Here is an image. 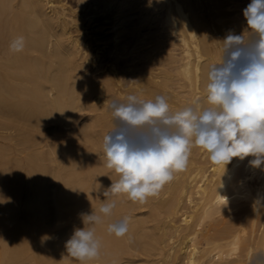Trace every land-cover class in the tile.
<instances>
[{
  "label": "bare ground",
  "instance_id": "1",
  "mask_svg": "<svg viewBox=\"0 0 264 264\" xmlns=\"http://www.w3.org/2000/svg\"><path fill=\"white\" fill-rule=\"evenodd\" d=\"M56 1L0 0V264H81L68 255L65 242L76 228L84 227L81 214L98 212L105 199L103 192L118 180L106 166L103 140L107 133L102 131L100 115L94 112L78 121L81 112L90 110V92L98 86L80 60L79 39L64 29L70 23L66 19L69 12ZM95 1L83 16L95 23L103 15L107 21L92 23L93 34L111 41L113 53L122 55L134 46L132 34L139 36L134 32L137 29L131 32L126 2ZM186 1L190 0H154V5L164 10L159 26L173 34L172 40L183 48L176 69L194 88L173 113L197 100L202 107L209 106L206 96L204 102L202 98L205 89L201 94L198 84L205 75L207 85L209 67L206 62L201 78L204 44L198 27L202 18L192 13L190 4V8L185 6ZM214 1L217 7L222 6L221 0ZM129 29L132 37L127 35ZM204 31L201 34L205 38ZM20 36L24 37L23 50L12 51L11 42ZM220 58L212 56L209 64H218ZM112 84L110 81L108 86ZM158 84L146 87L154 95L162 81ZM206 156L204 149L192 147L186 169L164 186L170 197L165 196L169 198L164 199L163 208L155 206L157 198L156 203L152 197L139 203L125 194L113 196L116 208L95 225L100 254L83 264H136L129 251L142 247V252L152 246L148 234L153 233L154 225H148V214L154 216L156 211L165 214V240L156 241L161 245L165 242L159 255L167 264H264V165L252 166L251 156L233 158L225 172L223 164L201 161L200 157ZM184 201L190 204L185 212ZM136 206L149 208L148 216L134 213ZM180 213L182 224L175 219ZM238 215L242 218L238 222L236 217L234 221L224 220ZM125 216L131 217L128 232L122 237L108 233V224Z\"/></svg>",
  "mask_w": 264,
  "mask_h": 264
},
{
  "label": "clouds",
  "instance_id": "2",
  "mask_svg": "<svg viewBox=\"0 0 264 264\" xmlns=\"http://www.w3.org/2000/svg\"><path fill=\"white\" fill-rule=\"evenodd\" d=\"M243 16L247 40L244 34L229 32L222 41L220 62L208 69L209 106L202 107L197 100L173 113L164 96L143 101L136 95L127 96V103L110 105L114 124L104 136L103 148L106 166L118 180L110 179L98 212L81 214L84 227L76 228L65 242L72 258L81 264L98 258L95 225L116 208L112 197L125 194L132 202L144 203L156 196L186 169L194 145L204 149L213 163L223 164L225 172L233 158L251 156L252 166L264 165V0H251ZM24 44V37H17L10 49L22 51ZM130 220L125 216L108 224V233L124 236Z\"/></svg>",
  "mask_w": 264,
  "mask_h": 264
},
{
  "label": "rangeland",
  "instance_id": "3",
  "mask_svg": "<svg viewBox=\"0 0 264 264\" xmlns=\"http://www.w3.org/2000/svg\"><path fill=\"white\" fill-rule=\"evenodd\" d=\"M58 1V2H57ZM57 4L63 5L66 8V11H68V17L67 16V22L69 21V24H65L64 29L66 31H69V36L79 39L80 47H79V57L81 62L86 66L85 71L88 72L89 77H92L91 79L94 80L98 86L96 91L91 90L90 96L92 93V97L89 98V102L92 99V104H94V108L91 104L90 110H86L88 113L81 112L80 117L78 116V121H84L86 119L85 116L87 114H96L102 116H98V118L102 121V131L104 135L111 131L114 124V118L112 116V109L110 108V105L115 102L117 104L120 103H127V96L129 95H136L139 100L147 101V100H153L156 96H164L166 98L167 103L169 104L170 111L173 112L174 107H178V105H182L183 102L186 100V96L191 92V89H194L191 85L189 80L184 78V76L177 71L179 66L178 62H180L179 58L181 59L183 54V48L182 45L179 43H175L174 35L168 34V30L162 29L161 26V19L163 16V8H160L156 5H154V0H124L126 2L125 9L126 13H131L129 19V25L130 29L127 31V35L129 34L131 36V32L133 33L134 28L139 30H134L135 34L139 33L138 35L132 34V39L130 40L134 43V46H131V49L128 51H125L120 57L116 55V53H113L114 50H111V41H107L104 36H95L93 34L94 30H92L91 25H95L96 22H106L107 20L103 19V15H99L97 18H95L94 21L89 22V19L86 18L83 15H86L85 13L90 11L93 7L92 4H94L95 0H57ZM123 1V0H122ZM151 1V4L149 3ZM195 1V2H194ZM222 6L217 7L213 2V0H190L189 2L186 1L185 6L190 4L192 7V13L197 16L199 20H201V27L199 30L202 29L205 33L204 34L201 31L200 33V39L201 43L204 44L201 45V74L200 77L202 78L203 74H205V70L202 67H205L204 64L208 62L207 67L212 64L211 57L216 56L221 57L222 56V49H223V39L228 35L229 32H232L233 34H244L245 39L247 40L249 33L247 32V22L243 16V9L251 2V0H221ZM128 2V3H127ZM191 2V3H190ZM193 2V3H192ZM149 3V4H148ZM192 4V5H191ZM149 5V7H148ZM147 6V7H146ZM185 8V10H188V8ZM194 6V7H193ZM90 7V8H87ZM153 7V8H151ZM197 8V9H195ZM89 9V10H88ZM87 10V11H86ZM86 11V12H85ZM137 12V13H136ZM134 13V14H133ZM191 13V14H192ZM198 13V14H197ZM160 14V15H159ZM202 15V16H201ZM72 16V17H71ZM88 17V16H87ZM200 17V18H199ZM102 18V19H99ZM161 18V19H160ZM69 19V20H68ZM73 19V20H72ZM73 21V22H72ZM110 21V20H109ZM134 21V22H133ZM138 22V23H137ZM62 23H64L62 21ZM61 23V24H62ZM93 23V24H92ZM199 23V25H200ZM160 25V26H159ZM137 26V27H135ZM140 29H139V28ZM133 28V29H132ZM89 29V30H88ZM92 30V31H90ZM141 30V32H140ZM88 31V32H87ZM131 31V32H130ZM163 31V32H162ZM165 31V32H164ZM130 32V33H129ZM88 33V34H87ZM162 33V34H161ZM159 34V35H158ZM128 35V36H129ZM208 35V36H206ZM162 36V37H161ZM203 36V37H202ZM80 37V38H79ZM137 37V38H136ZM161 37V38H160ZM173 37V38H172ZM103 38V40H102ZM202 38L206 39L202 40ZM211 38V39H210ZM93 39V40H92ZM102 41H101V40ZM137 39V40H135ZM173 39V40H172ZM82 40V42H81ZM207 40L209 42H207ZM100 43V44H99ZM106 43V44H104ZM110 45H109V44ZM209 43V44H208ZM86 44V45H85ZM207 44V45H206ZM211 44V45H210ZM109 45V46H108ZM88 46V47H87ZM105 46V47H104ZM108 46V47H107ZM136 46V47H135ZM133 47V48H132ZM208 47V48H207ZM211 47V48H210ZM135 48V49H134ZM103 49V50H102ZM218 50V52H217ZM212 51V52H211ZM108 52V53H107ZM127 52V53H126ZM131 52V53H130ZM219 56H218V55ZM173 55V56H172ZM173 58V60H172ZM177 58V59H176ZM221 59V58H220ZM178 60V61H177ZM220 62V60H219ZM208 67V69H209ZM203 72V74H202ZM105 74V75H103ZM115 74V75H114ZM202 75V76H201ZM118 77V78H117ZM106 78V80H105ZM116 78V79H115ZM155 78V79H153ZM201 78H199V81H202ZM108 79V80H107ZM112 79V80H111ZM203 81L198 82L201 91V94L206 93V84L204 83V80L206 79L205 75L203 76ZM152 82H151V81ZM160 84V81H162L161 86L165 87L162 88L160 86L159 90L156 94H152L151 90L148 89V85L150 86L151 83L155 84L156 82ZM109 81V82H108ZM110 81L113 83L112 87H109L108 84ZM115 81V82H114ZM154 81V82H153ZM164 81V82H163ZM108 82V83H107ZM150 82V84L146 83ZM101 83V84H100ZM148 84V85H147ZM166 84V85H165ZM106 85V86H104ZM169 85V86H168ZM104 86V87H103ZM147 86V87H146ZM106 87V88H105ZM109 87V88H108ZM104 88L106 90H104ZM110 88L111 91H110ZM204 88V89H202ZM116 89V90H115ZM204 90V92H202ZM102 91V92H101ZM112 91H118V93H112ZM163 91V92H162ZM98 92H101L97 94ZM160 92V93H159ZM120 94V95H119ZM125 94V95H124ZM204 94L202 97L203 102L205 100ZM91 103V102H90ZM91 107L94 109L91 110ZM91 112V113H90ZM85 114V115H84ZM103 116H108L107 120H105L108 123H105V120L103 119ZM109 124V125H108ZM108 125V127H107ZM50 124H48L49 128ZM47 127V125H46ZM107 127V128H105ZM111 128V129H109ZM108 131V132H107ZM79 142V140L77 141ZM81 142V141H80ZM82 143V142H81ZM101 157L104 156V153L99 154ZM200 155V153H199ZM201 161L208 162L209 157H200ZM207 159V161H206ZM210 163H207L209 165ZM173 181V180H172ZM171 184V182H170ZM168 183L166 184V187H168ZM165 186V185H164ZM162 187L159 193L156 196H153V202L156 203L155 206H158L160 208H163L162 206L165 205V200H167L170 197V193H166V187ZM161 193V194H160ZM165 195H164V194ZM163 194V195H162ZM169 196L168 198L165 196ZM155 198V199H154ZM157 198V200H156ZM162 198V199H161ZM165 199V200H164ZM156 200V202H155ZM163 200V201H162ZM160 201V203H159ZM189 201H184L182 211L185 212L189 210L190 204ZM187 204V205H186ZM186 205V207H185ZM142 208V209H141ZM187 208V209H186ZM141 209V210H138ZM139 212H138V211ZM146 210V211H142ZM162 211V210H161ZM134 213L138 214L139 216H142V214L146 217L149 215V222L148 225H152L154 227V231L152 234H148V239H150V242H152V246L148 247L151 248V250H146L144 248H138L135 249L134 252L132 250L129 251V254L134 258L136 261V264H167L163 259H161L160 251L161 246L165 247L164 244H159L156 241V238H164L165 240V223L162 222L165 220L164 211L159 216L158 211H156V215H146V213H149V208H146V206H136V208L133 210ZM142 212V214H141ZM145 212V213H144ZM157 215L160 217H157ZM153 216V217H152ZM179 216V217H178ZM175 219L178 224H182V214L180 213ZM239 216V215H238ZM159 221H157V218ZM163 217V218H162ZM181 217V218H180ZM236 217V218H235ZM154 220H152V219ZM179 221H178V219ZM235 218V219H234ZM231 220L238 222L239 219L242 220V218L233 216V218L225 217L224 220ZM234 219V220H233ZM150 223V224H149ZM156 223V225H155ZM159 223V224H158ZM249 224V223H248ZM164 225V226H162ZM156 226V227H155ZM162 226V227H161ZM164 227V228H163ZM147 229L146 231H148ZM150 232V231H149ZM151 239H153L151 241ZM156 241V242H155ZM169 241H167L168 243ZM179 242V241H178ZM156 243H158L157 246ZM166 243V244H167ZM140 249H144L142 252H140ZM153 249V251H152ZM137 250V251H136ZM139 251V252H138ZM151 252L150 254L148 252ZM159 251V253L157 252ZM145 252V254L143 253ZM140 260H137V257ZM149 257V258H148ZM145 258V260H144ZM153 258V262L151 259ZM143 260L145 262H143ZM147 260V261H146ZM149 260V261H148ZM162 260V261H161ZM149 262V263H148Z\"/></svg>",
  "mask_w": 264,
  "mask_h": 264
}]
</instances>
